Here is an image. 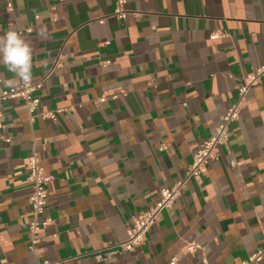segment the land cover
<instances>
[{"label": "crops", "instance_id": "crops-1", "mask_svg": "<svg viewBox=\"0 0 264 264\" xmlns=\"http://www.w3.org/2000/svg\"><path fill=\"white\" fill-rule=\"evenodd\" d=\"M11 1L0 0V35L31 29L39 104L30 120L21 98L0 102V264H242L263 246L264 74L207 171L142 244L116 243L264 64V0H125L121 18L116 0ZM0 76L13 74L0 64ZM32 152L52 219L34 250Z\"/></svg>", "mask_w": 264, "mask_h": 264}, {"label": "built area", "instance_id": "built-area-1", "mask_svg": "<svg viewBox=\"0 0 264 264\" xmlns=\"http://www.w3.org/2000/svg\"><path fill=\"white\" fill-rule=\"evenodd\" d=\"M125 0H116L114 15L121 18L127 10L124 8ZM12 1L6 0V8L12 9ZM30 28L16 30L20 34L22 32H30ZM109 60H105L103 64H108ZM264 74V64L258 66L253 72L246 75L240 84L236 86L237 100L227 108L226 112L221 116L220 122L215 130L208 137L201 140L192 152V161L185 169L184 174L169 185L160 188L158 198L149 204L144 210L133 215L131 223L126 229V239L116 245L134 247L142 244L152 228L159 219V214L163 209L171 208L175 200L186 189L187 182L192 177L202 175L207 171L208 165L213 160L221 146H223L228 138L229 124L239 117L240 109L247 101V93L255 84L259 83ZM39 88V82L31 81L28 86L18 84L14 88H5L0 91V102L10 98H21L24 102L29 119L33 120L36 109L39 104L36 91ZM46 116L53 117L52 113ZM1 126V125H0ZM26 182L31 187V193L28 197L31 218L27 224L28 248L34 250L39 241L38 232L45 229L52 221L46 212L47 198L49 194L48 182L50 176L45 172L44 167L37 159L34 152L27 158L25 165ZM201 249V246L195 241H188L186 250L194 251ZM264 258V244L255 251L251 252L248 257L242 261V264H257ZM202 264H209L205 257L201 258ZM36 264H52L51 261L41 260ZM169 264H176L175 258H171Z\"/></svg>", "mask_w": 264, "mask_h": 264}, {"label": "clouds", "instance_id": "clouds-1", "mask_svg": "<svg viewBox=\"0 0 264 264\" xmlns=\"http://www.w3.org/2000/svg\"><path fill=\"white\" fill-rule=\"evenodd\" d=\"M0 64L13 74L11 79L0 76V84L14 88L18 84L28 86L33 79V48L16 30L0 35Z\"/></svg>", "mask_w": 264, "mask_h": 264}]
</instances>
